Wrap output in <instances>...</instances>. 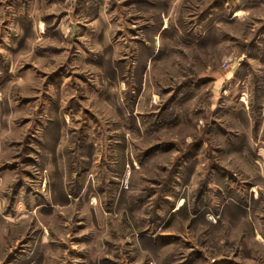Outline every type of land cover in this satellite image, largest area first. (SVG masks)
I'll return each instance as SVG.
<instances>
[{"label":"rangeland","instance_id":"1","mask_svg":"<svg viewBox=\"0 0 264 264\" xmlns=\"http://www.w3.org/2000/svg\"><path fill=\"white\" fill-rule=\"evenodd\" d=\"M0 264H264V0H0Z\"/></svg>","mask_w":264,"mask_h":264}]
</instances>
